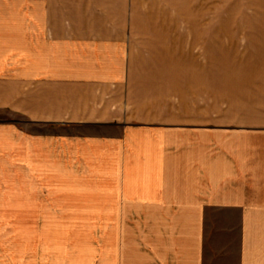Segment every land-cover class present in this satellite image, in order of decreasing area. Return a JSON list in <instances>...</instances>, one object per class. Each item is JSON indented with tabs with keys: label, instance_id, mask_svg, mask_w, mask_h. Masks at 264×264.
<instances>
[{
	"label": "crops",
	"instance_id": "0c3cea01",
	"mask_svg": "<svg viewBox=\"0 0 264 264\" xmlns=\"http://www.w3.org/2000/svg\"><path fill=\"white\" fill-rule=\"evenodd\" d=\"M55 1L0 0V264H264V136L136 116L125 39ZM175 65L152 74L180 91ZM56 159L93 182L50 184Z\"/></svg>",
	"mask_w": 264,
	"mask_h": 264
},
{
	"label": "rangeland",
	"instance_id": "374dc122",
	"mask_svg": "<svg viewBox=\"0 0 264 264\" xmlns=\"http://www.w3.org/2000/svg\"><path fill=\"white\" fill-rule=\"evenodd\" d=\"M55 3L63 10L60 19L67 29L79 26L82 33L125 39L128 108L136 105V116L138 111L166 115L173 121L224 130L242 141L264 136V0ZM171 59L177 71L192 60L193 84L186 76L179 81L182 89L171 91L165 77L155 79L154 68ZM90 162V170L104 172V153ZM62 164L64 179L59 176ZM85 168L84 160H50L49 183L93 182ZM94 182L103 183V175Z\"/></svg>",
	"mask_w": 264,
	"mask_h": 264
}]
</instances>
